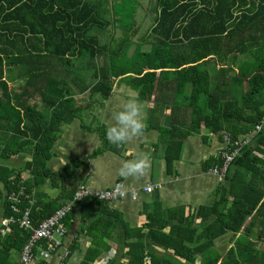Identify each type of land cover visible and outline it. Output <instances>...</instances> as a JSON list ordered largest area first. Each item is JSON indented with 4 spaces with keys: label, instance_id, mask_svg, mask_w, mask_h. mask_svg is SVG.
<instances>
[{
    "label": "trees",
    "instance_id": "obj_1",
    "mask_svg": "<svg viewBox=\"0 0 264 264\" xmlns=\"http://www.w3.org/2000/svg\"><path fill=\"white\" fill-rule=\"evenodd\" d=\"M152 11L149 48L136 44L130 50L135 0H0V159L31 153L25 168L33 177L9 180L10 172L3 181V215L13 222L0 238L2 251L20 250L30 234L18 226L20 213L11 210L7 194L24 186L18 208H29L35 226L61 204H31L34 181L51 178L58 185L64 177L62 197L70 193L68 199L77 189L69 190L66 176L45 167L56 132L39 126L47 111L30 99L55 118H69L80 111L73 103L77 92L107 97L114 82H123L139 100L153 103L145 128L161 137L167 173L189 136L204 131L222 140L226 134L230 142L222 151L248 141L207 204L164 208L155 202L144 223L131 228L107 202L79 201L91 241L80 264H92L109 250L103 240L116 229L119 258L125 260L116 256L106 264H264V0H154ZM210 61L219 66L214 75L199 67ZM6 71L24 84L10 87ZM166 108L170 121L163 126ZM93 129L108 148L106 126ZM222 164L219 154L202 168ZM226 234L232 243L223 254L216 241Z\"/></svg>",
    "mask_w": 264,
    "mask_h": 264
},
{
    "label": "crops",
    "instance_id": "obj_2",
    "mask_svg": "<svg viewBox=\"0 0 264 264\" xmlns=\"http://www.w3.org/2000/svg\"><path fill=\"white\" fill-rule=\"evenodd\" d=\"M117 32H113L112 36L117 38L119 36ZM13 75L14 77L9 79V71L5 72L7 84L13 88L21 87L24 81L17 79L15 72ZM161 92L167 94L165 90ZM126 95H134L142 105L144 124H146L147 114L153 103L139 100L137 91L123 82H114L107 97L98 93L89 94L88 91L77 92L73 96V103L80 107V111L69 118H55L52 116L54 112L48 111L38 99H30L29 103H35L39 111H47L44 116H41L39 126L50 127L56 132V139L51 147V156L45 161V167L56 172L58 176L62 174L66 176L70 184L69 190L80 186L106 189L120 181L125 186L127 195L124 198L107 202V207L118 212L122 222L131 228H137L144 223L146 212L151 211L155 202L164 208L177 205L194 208L211 202L214 190L221 182V178L208 172L209 169L203 170L202 163L210 156L216 157L219 154L222 156L221 152L223 153L222 150L226 146L223 139L220 140L212 134L203 133L204 131L201 133L202 136H189L183 144L180 157L174 163L171 173H167L165 168L161 137L153 129L144 127L141 136L124 145L117 146L109 142L108 148L101 146L100 136L93 128L100 123L107 127L110 123L108 115L110 109L114 108ZM169 114L170 108L164 109L161 117L163 126H168ZM97 149L100 151L95 153ZM138 154L148 157L149 167L146 174L139 178L119 176L122 163ZM31 159L32 154L29 152H20L9 158L0 159V228L1 222L6 219L3 215L5 194L3 181L8 174L10 175V172L12 176H9V180L14 175H18L22 182L32 180L31 173L25 168L26 163ZM62 180L58 181V185H53L51 178L41 179L37 183L34 181L31 192L34 200L30 201L31 204L35 202V199L43 203L57 200L61 205L70 200L71 198H67L70 193H64L62 197ZM147 184L153 186L154 190L144 192L142 188ZM130 191H136V199L133 200L130 197ZM63 223L66 227L65 234L56 237L60 245L51 253L50 259L43 264H56L60 254L64 252L66 256L62 264H80L83 260L91 241L86 228L87 223L77 203L73 204ZM10 225L11 223L9 231ZM6 234L2 235L0 232V238ZM117 238L116 229L112 237L103 240L110 249L101 253L92 264H106L116 256H118L117 260L124 262L125 258H119ZM19 251L12 249L4 252L0 247V264H15Z\"/></svg>",
    "mask_w": 264,
    "mask_h": 264
},
{
    "label": "built area",
    "instance_id": "obj_3",
    "mask_svg": "<svg viewBox=\"0 0 264 264\" xmlns=\"http://www.w3.org/2000/svg\"><path fill=\"white\" fill-rule=\"evenodd\" d=\"M260 126L257 125L255 130L258 131ZM223 140L226 145L229 144V137L225 134ZM248 138L242 140L240 143H234L232 148L223 151L222 165H215L210 168L208 172L214 174L220 178L223 177L227 165L232 160V158L238 153L239 148L242 144H245ZM122 184L120 181L115 182L111 187L106 189H93L86 186L78 187L73 193L72 198L65 201L59 208L54 210L48 217L42 219L35 226L31 225L29 217V208H25L19 211L18 204L20 203L21 197L24 196V186L20 185L17 190H14L7 194V201L11 210L15 213H20L18 219V226L26 230H30L29 237L27 241L22 245L19 251V257L15 264H43L47 262L51 253L60 245V242L56 240V237L63 236L66 231V227L63 223L68 212L72 209L73 204L85 198H93L99 201L110 202L118 198H124L127 192L121 195L117 190L116 185ZM142 190L144 192H151L153 186L150 184L145 185ZM130 197L134 200L136 199V191H130ZM13 222L12 217L6 218L1 222L0 232L2 235L9 232V224ZM43 242V245L40 243ZM66 256V252L61 253L59 261L56 264H62Z\"/></svg>",
    "mask_w": 264,
    "mask_h": 264
},
{
    "label": "clouds",
    "instance_id": "obj_4",
    "mask_svg": "<svg viewBox=\"0 0 264 264\" xmlns=\"http://www.w3.org/2000/svg\"><path fill=\"white\" fill-rule=\"evenodd\" d=\"M108 115L110 123L106 127V139L110 143L117 146L124 145L142 135L145 127L143 108L134 95H126L114 108L110 109ZM148 167V157L138 154L122 163L119 176L143 177ZM116 188L121 195L124 194L123 184L116 185Z\"/></svg>",
    "mask_w": 264,
    "mask_h": 264
},
{
    "label": "rangeland",
    "instance_id": "obj_5",
    "mask_svg": "<svg viewBox=\"0 0 264 264\" xmlns=\"http://www.w3.org/2000/svg\"><path fill=\"white\" fill-rule=\"evenodd\" d=\"M127 5L131 6V3L128 2ZM153 6H154V0H135L136 13L134 16L135 20L133 21L135 23L136 34L134 35L135 33L134 32L131 35L132 37L130 36L131 37V42H129V46H131L130 49H133L136 44H140L142 46L141 50H145L149 48L151 37L148 30L153 20V11H152ZM117 34L119 33L117 32ZM132 41H134V43ZM242 58H244V56L238 58L237 60L239 62L236 60L235 63L240 64V61L243 60ZM229 63L230 61L228 62V65ZM199 67L201 69L207 68L211 75H214V70L217 71V69L219 68L218 66L216 69V64L212 61L207 63V66H205L203 63H200ZM230 239H231V235L226 234L225 236L221 237L219 240L216 241V247L221 253L225 254L228 251L232 243V242L230 243Z\"/></svg>",
    "mask_w": 264,
    "mask_h": 264
}]
</instances>
